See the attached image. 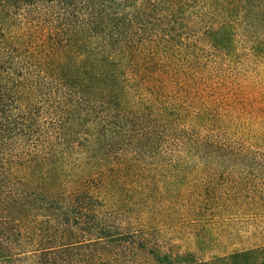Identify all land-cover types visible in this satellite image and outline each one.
Wrapping results in <instances>:
<instances>
[{"label":"trees","instance_id":"obj_1","mask_svg":"<svg viewBox=\"0 0 264 264\" xmlns=\"http://www.w3.org/2000/svg\"><path fill=\"white\" fill-rule=\"evenodd\" d=\"M239 47L264 55V0H0V264H264L143 224L152 175L258 149L194 96L196 49Z\"/></svg>","mask_w":264,"mask_h":264},{"label":"rangeland","instance_id":"obj_2","mask_svg":"<svg viewBox=\"0 0 264 264\" xmlns=\"http://www.w3.org/2000/svg\"><path fill=\"white\" fill-rule=\"evenodd\" d=\"M193 55L195 98L218 109L233 132L262 141L249 156L186 158V174H161L158 183L152 175L143 224L166 248L206 260L264 248V55L242 47L226 54L196 49ZM210 175L216 176L213 184L206 180ZM180 190L183 195H177ZM193 198L205 201L196 208Z\"/></svg>","mask_w":264,"mask_h":264}]
</instances>
